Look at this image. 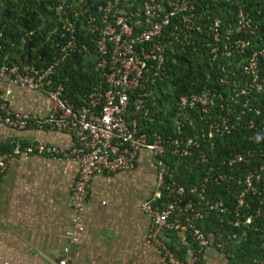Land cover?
<instances>
[{
    "label": "built area",
    "instance_id": "built-area-1",
    "mask_svg": "<svg viewBox=\"0 0 264 264\" xmlns=\"http://www.w3.org/2000/svg\"><path fill=\"white\" fill-rule=\"evenodd\" d=\"M223 1L233 7L228 21L214 13L219 0H56L60 49L53 64L39 66L27 54L4 63L0 52V79L46 93L51 111L44 116L12 112L0 93V123L19 130L67 131L76 142L67 150L40 142L0 150V175L12 161L30 155L76 161L70 194L81 212L95 176L128 171L148 150L156 167L154 192L142 206L150 217L148 241L158 245L160 234L173 233L185 235L192 245L191 260L164 247L161 264H197L211 249L232 256L248 231L264 234V102L258 100L264 91V0ZM79 35L85 43H79ZM91 46L97 55L94 69L103 79L75 108L52 77L76 49ZM174 48L205 52L213 86L181 96L171 129L153 132L150 139L139 119L156 121L157 83ZM238 129L247 131L252 146L215 158V140ZM178 159L190 160L184 166L185 184L173 168ZM218 188L231 199L212 197ZM211 214L219 216L216 232L205 233L198 223ZM251 262L264 264V259ZM51 264L70 263L62 257Z\"/></svg>",
    "mask_w": 264,
    "mask_h": 264
},
{
    "label": "crops",
    "instance_id": "crops-1",
    "mask_svg": "<svg viewBox=\"0 0 264 264\" xmlns=\"http://www.w3.org/2000/svg\"><path fill=\"white\" fill-rule=\"evenodd\" d=\"M0 93L12 112L44 116L52 108L46 93L13 86L7 77L0 79ZM37 142L67 150L76 141L67 131L19 130L0 123V150ZM78 169L76 161L44 155L8 165L0 175V262L51 264L65 257L70 264H161L164 247H182L180 259H192L185 235L162 233L158 245L148 241L150 217L142 206L156 186V167L148 150L140 152L128 171L95 176L81 212L73 207L70 194ZM228 263L216 249L197 262Z\"/></svg>",
    "mask_w": 264,
    "mask_h": 264
},
{
    "label": "trees",
    "instance_id": "trees-1",
    "mask_svg": "<svg viewBox=\"0 0 264 264\" xmlns=\"http://www.w3.org/2000/svg\"><path fill=\"white\" fill-rule=\"evenodd\" d=\"M260 1V0H259ZM263 1V0H262ZM249 7L253 3H248ZM56 0H0V38L2 62L12 63L22 55H29L37 61L39 66H49L54 63L60 47L56 43L60 41V22L55 14ZM229 6L223 0L214 8L216 16L223 21H228L231 14ZM263 23L261 22L260 25ZM79 43H85L83 36L79 35ZM207 54L193 49L169 50L166 55L164 71L157 83V104L153 109L156 115L155 122L140 121L139 127L149 136L153 132L162 133L169 131L172 125V116L176 109V102L186 94L199 93L206 86H213V80L207 79L210 71ZM97 55L91 46L88 51L80 48L71 53L56 68L53 75V85L59 82L63 86L62 98L75 108L84 104L87 96L102 82L103 75L94 69ZM260 102H264V91L258 96ZM163 122L158 124V120ZM246 130L238 129L232 135L220 137L215 140V158L225 159L237 152L244 150L252 144L247 140ZM151 139V138H150ZM175 161L176 177L181 184H185L184 166L190 160ZM192 180V178H191ZM214 198L230 200L232 195L221 189H214L211 194ZM219 216L211 214L198 223V227L205 233L216 232ZM264 234L260 232H247L245 241L239 243L232 250V256H228L229 263L252 264L253 258L264 259V248L261 241ZM174 254L183 257L185 250L178 248Z\"/></svg>",
    "mask_w": 264,
    "mask_h": 264
}]
</instances>
